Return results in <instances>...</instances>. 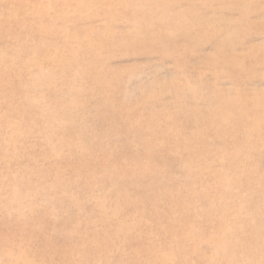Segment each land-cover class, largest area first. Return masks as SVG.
Returning a JSON list of instances; mask_svg holds the SVG:
<instances>
[{"label":"rangeland","instance_id":"rangeland-1","mask_svg":"<svg viewBox=\"0 0 264 264\" xmlns=\"http://www.w3.org/2000/svg\"><path fill=\"white\" fill-rule=\"evenodd\" d=\"M0 264H264V0H0Z\"/></svg>","mask_w":264,"mask_h":264}]
</instances>
